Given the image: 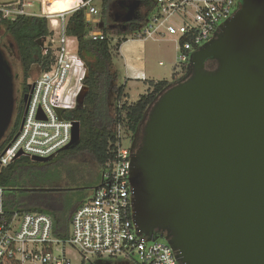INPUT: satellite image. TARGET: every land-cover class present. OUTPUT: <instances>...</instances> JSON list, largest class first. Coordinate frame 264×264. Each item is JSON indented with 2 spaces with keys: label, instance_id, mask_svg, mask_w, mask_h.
<instances>
[{
  "label": "water",
  "instance_id": "water-1",
  "mask_svg": "<svg viewBox=\"0 0 264 264\" xmlns=\"http://www.w3.org/2000/svg\"><path fill=\"white\" fill-rule=\"evenodd\" d=\"M14 107L0 49V140ZM140 133L129 169L138 234L163 237L179 264H264V0H241L191 53L186 73L149 105ZM79 136L76 121L63 148Z\"/></svg>",
  "mask_w": 264,
  "mask_h": 264
},
{
  "label": "built area",
  "instance_id": "built-area-1",
  "mask_svg": "<svg viewBox=\"0 0 264 264\" xmlns=\"http://www.w3.org/2000/svg\"><path fill=\"white\" fill-rule=\"evenodd\" d=\"M93 1L76 0L66 12L84 8L86 21L95 22L100 11ZM52 2L0 3V19L14 20L23 15L48 19L51 34L45 40L43 53L50 50L52 54L47 68L34 64L38 71L27 84L28 98L21 125L0 151V167L19 156L51 157L72 137L77 120L70 112L79 105L87 66L77 53L76 38L66 34V12L56 13L55 17L48 13ZM35 3L39 9H34ZM240 3L241 0H154L150 14L130 37L141 41L171 39L176 49L174 65L187 66L191 53L214 36ZM90 37L102 40L106 36L92 30ZM162 64L160 61L159 65ZM116 136L114 155L104 165L101 183L93 188L92 196L74 210L68 237L53 234V220L47 213H5L0 189V264H71L69 247L83 260L98 255L121 256L135 264H179L167 241L159 239L161 236L149 240L135 229L131 217L129 169L131 149L136 144L122 145L120 123L116 126Z\"/></svg>",
  "mask_w": 264,
  "mask_h": 264
},
{
  "label": "trees",
  "instance_id": "trees-1",
  "mask_svg": "<svg viewBox=\"0 0 264 264\" xmlns=\"http://www.w3.org/2000/svg\"><path fill=\"white\" fill-rule=\"evenodd\" d=\"M98 1L100 17L97 21L87 22L86 9L81 8L71 12L65 25L66 34L76 38L77 53L87 66L82 103L70 112L80 124L78 141L68 148L58 150L48 161L39 162L28 156H19L6 166L0 167L4 212L47 213L53 220V234L60 238L68 237L72 214L85 201L65 200L58 191L67 189L50 188L40 184L41 181L47 180L46 175L52 171V166L54 173L63 163L75 157L85 156L94 163L102 176L105 163L114 155L117 124H121L123 137L130 135V140L137 144L140 123L149 105L169 84L180 78L172 81H150L146 93L140 94L134 102L127 101L125 86L117 83L113 61L121 42L127 40L146 20L154 6V0ZM129 10L132 16L125 20ZM116 16L122 19L116 21L113 19ZM0 26L14 42L25 81L34 64H38L42 69L47 68L52 54L50 50L46 54L43 53L45 40L51 34L45 17L23 15L14 20L0 19ZM92 30L104 33L105 39L93 40L90 37ZM115 37L118 39L113 47L112 41ZM207 65L213 67L215 63L210 60ZM183 71L182 76L186 73L187 66H183ZM20 112L12 128L4 135L0 151L18 129Z\"/></svg>",
  "mask_w": 264,
  "mask_h": 264
},
{
  "label": "rangeland",
  "instance_id": "rangeland-1",
  "mask_svg": "<svg viewBox=\"0 0 264 264\" xmlns=\"http://www.w3.org/2000/svg\"><path fill=\"white\" fill-rule=\"evenodd\" d=\"M16 1L17 0H0V3L1 4L6 2L15 3ZM75 2L76 0H60V2L58 0L54 3V5L52 2L49 5L48 10L52 12L68 10L72 7V5ZM93 4L100 10V2L98 0L94 1ZM34 9H39L37 3H35ZM70 14L71 12L69 13L66 12L65 14L66 20ZM117 39H118L117 37L113 39L112 41L113 47H115ZM146 41H147L146 54L148 55L147 60L148 61L150 60L151 65L154 68V71L157 74H159L161 78H165L167 81H172L177 77H181L182 74L184 73L183 65H179V66L174 65L176 58V53L174 49L175 42L174 41L166 42L163 40L157 42V40H152V39H147ZM0 49L10 69L14 96H17V102L15 103L16 105L14 107L12 120L7 129V131H9V128L17 120V115L22 108V94L28 91L27 84L31 83L33 77L35 76L36 71H38V68L37 65H33L31 67L29 78H27V81L23 79L21 64L19 61L17 49L14 45L11 36L6 33V31L2 26H0ZM159 60L163 62V66H160L158 64ZM117 75H118L117 83L123 84L124 82L123 75L121 74L119 67H118ZM127 92L129 93L127 96V100L129 102H134L138 99L140 94H144L146 92L145 85L143 83L131 84L130 87L127 88ZM123 138H124L122 139L123 146L129 147L132 145L133 142L130 140V135H126ZM2 139L0 140V143L2 142ZM139 140H140V136H139ZM46 176H47V180L45 179L44 181H41L40 184L50 188L57 187L60 189H67V190L58 191L59 192L58 194H61L65 198V200H71V201H77V200L86 201L92 196L93 187L101 182V173L99 169L94 165V163H92V161L89 158L85 156L75 157L74 159L63 163L59 168L54 170V173L52 166V171L47 173ZM159 239L164 240L163 237H159ZM69 249L70 251L68 255L71 259V264H135L132 260L121 256L108 257V256L91 255L89 256L88 260H83L81 255L77 253L76 250H74L71 247H69Z\"/></svg>",
  "mask_w": 264,
  "mask_h": 264
},
{
  "label": "crops",
  "instance_id": "crops-1",
  "mask_svg": "<svg viewBox=\"0 0 264 264\" xmlns=\"http://www.w3.org/2000/svg\"><path fill=\"white\" fill-rule=\"evenodd\" d=\"M56 1L54 0L53 4ZM93 31H97V30H93ZM163 41L173 42L171 39H167ZM146 44H147L146 40L141 41L129 37L127 40L121 42V44L118 47L117 54L114 58L113 69L118 74V67H119L121 74L123 75V80H124L123 85L125 86L124 91L126 94L125 96L126 100L129 94L127 92V88H129L131 84L143 83L145 85V90L147 92L150 81L156 82L159 80H166L165 78H161V76L154 71V68L152 67L150 60L149 61L147 60L148 55L146 54L147 53ZM175 53H176V49H175ZM159 62L160 60L158 61V64ZM160 66H163V64Z\"/></svg>",
  "mask_w": 264,
  "mask_h": 264
},
{
  "label": "flooded vegetation",
  "instance_id": "flooded-vegetation-1",
  "mask_svg": "<svg viewBox=\"0 0 264 264\" xmlns=\"http://www.w3.org/2000/svg\"><path fill=\"white\" fill-rule=\"evenodd\" d=\"M114 20H116V21H118V19L119 20H121L122 18H118L117 16L116 17H114L113 18ZM212 60V59H211ZM210 61V60H209ZM212 62L214 63V61L212 60ZM25 93H27L28 94V91H26V92H24L23 94H22V106L27 102H24V100H23V95L25 94ZM15 103L17 102V96H15ZM16 105V104H15ZM22 109V108H21ZM12 126H13V124H12ZM12 126L9 128V130L12 128Z\"/></svg>",
  "mask_w": 264,
  "mask_h": 264
},
{
  "label": "bare ground",
  "instance_id": "bare-ground-1",
  "mask_svg": "<svg viewBox=\"0 0 264 264\" xmlns=\"http://www.w3.org/2000/svg\"><path fill=\"white\" fill-rule=\"evenodd\" d=\"M51 1H53V0H51ZM53 5H54V4H53ZM70 9H72V7H71ZM70 9H68V10H61V11H58V12L48 11V13H51L52 17H55V14H56V13H63V12L69 11Z\"/></svg>",
  "mask_w": 264,
  "mask_h": 264
}]
</instances>
